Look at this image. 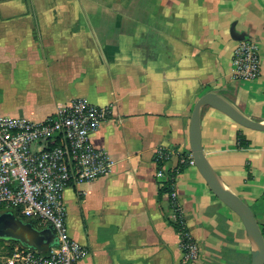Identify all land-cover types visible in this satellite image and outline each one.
Wrapping results in <instances>:
<instances>
[{
	"label": "crops",
	"instance_id": "0c3cea01",
	"mask_svg": "<svg viewBox=\"0 0 264 264\" xmlns=\"http://www.w3.org/2000/svg\"><path fill=\"white\" fill-rule=\"evenodd\" d=\"M238 36L258 46L254 80L231 76ZM210 91L264 123V0H0V118L38 122L77 98L111 107L90 136L109 175L63 191L69 236L88 251L79 264H182L155 179L161 148L173 152L165 171L182 166L177 199L198 252L190 264H251L240 218L179 162L191 154L194 105ZM200 136L211 168L263 228L264 131L206 106Z\"/></svg>",
	"mask_w": 264,
	"mask_h": 264
},
{
	"label": "built area",
	"instance_id": "2783aa9c",
	"mask_svg": "<svg viewBox=\"0 0 264 264\" xmlns=\"http://www.w3.org/2000/svg\"><path fill=\"white\" fill-rule=\"evenodd\" d=\"M231 65L233 79H256L261 62L255 42L238 41ZM111 113L110 106L77 98L38 122L0 118V211L7 209L38 226L51 225L57 238L48 255L17 245L4 257V264H79L87 255L86 247L69 236L63 191L109 175L111 161L92 144L90 136ZM172 155L170 150H156L155 179L159 188L169 183L165 194L180 236L182 264H190L198 252L177 199L179 169L167 172L162 168ZM179 162L194 165L191 154Z\"/></svg>",
	"mask_w": 264,
	"mask_h": 264
},
{
	"label": "water",
	"instance_id": "95a60500",
	"mask_svg": "<svg viewBox=\"0 0 264 264\" xmlns=\"http://www.w3.org/2000/svg\"><path fill=\"white\" fill-rule=\"evenodd\" d=\"M236 39L240 40L242 37L238 36ZM206 106L219 110L251 130L264 131V123L249 118L218 92L210 91L195 103L189 124V146L194 166L213 194L240 218L252 246L251 264H264V237L251 208L224 185L203 153L200 113ZM0 240L18 243L19 246L36 250L41 255H48L49 250L57 245L56 233L51 225L38 226L12 211H0Z\"/></svg>",
	"mask_w": 264,
	"mask_h": 264
},
{
	"label": "trees",
	"instance_id": "16d2710c",
	"mask_svg": "<svg viewBox=\"0 0 264 264\" xmlns=\"http://www.w3.org/2000/svg\"><path fill=\"white\" fill-rule=\"evenodd\" d=\"M239 142H240V145H245L246 144L245 142L242 141L241 138L239 139ZM181 168H182V166H181ZM181 168L179 169V171L181 170ZM170 175L173 176L174 172L170 173ZM159 190L162 193H166L167 191H169V183L168 182H164L163 187L160 188ZM19 217L23 218L22 216H19ZM23 219L26 220L25 218H23ZM261 231H262V235L264 236V226H263V228H261ZM14 245H15V243H14ZM6 248L8 249V255H9L10 252L12 251V249H13V246H11V247L7 246Z\"/></svg>",
	"mask_w": 264,
	"mask_h": 264
},
{
	"label": "rangeland",
	"instance_id": "374dc122",
	"mask_svg": "<svg viewBox=\"0 0 264 264\" xmlns=\"http://www.w3.org/2000/svg\"><path fill=\"white\" fill-rule=\"evenodd\" d=\"M7 250V248L5 246L2 245V243L0 242V255H3V253H5Z\"/></svg>",
	"mask_w": 264,
	"mask_h": 264
}]
</instances>
